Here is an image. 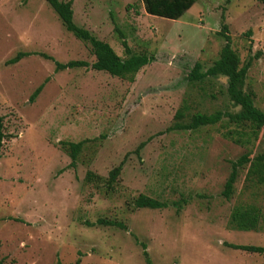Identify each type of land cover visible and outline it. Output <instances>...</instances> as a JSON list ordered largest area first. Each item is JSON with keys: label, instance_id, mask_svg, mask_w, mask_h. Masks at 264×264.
<instances>
[{"label": "rangeland", "instance_id": "obj_1", "mask_svg": "<svg viewBox=\"0 0 264 264\" xmlns=\"http://www.w3.org/2000/svg\"><path fill=\"white\" fill-rule=\"evenodd\" d=\"M70 1L73 23L119 57L122 37L152 59L131 82L84 66L55 70L53 61L91 63L87 43L44 0H0V260L148 264L142 243L149 264H264V254L228 246L264 247V181L246 180L245 164L230 197L221 195L231 160L264 154V125L231 138L221 134L233 128L220 127L225 116L172 127L195 112L238 108L225 78L185 79L194 62L203 70L216 59L222 24L240 63L251 58L243 89L264 112V0H196L177 19L145 13L141 0ZM77 141L72 161L62 143ZM139 194L165 205L136 208ZM236 204L259 209L258 229L230 226Z\"/></svg>", "mask_w": 264, "mask_h": 264}, {"label": "trees", "instance_id": "obj_2", "mask_svg": "<svg viewBox=\"0 0 264 264\" xmlns=\"http://www.w3.org/2000/svg\"><path fill=\"white\" fill-rule=\"evenodd\" d=\"M52 11L58 17L60 23L64 29L70 32L75 38L87 43L89 50L94 57L91 63L84 60H69L64 63L53 61L54 69L61 70L64 68H72L77 66L90 67L96 71H103L110 76L118 78H124L128 81H132L134 74L140 67L151 61V56H147L145 53H132L126 46L125 40L120 39V43L124 47L125 57H119L108 43L97 39L87 29L78 26L72 21V9L70 0H44ZM196 0H141L143 10L145 13L157 17H163L166 19H177L182 13L187 10ZM219 34L223 37V44L221 45L218 55L212 63L205 69H201L199 62H194L192 67L185 75V79L190 82L201 81L206 77H223L225 78V92L233 106H237V110L234 112H223L216 110L212 113L195 112L190 115L187 122H175L172 127H176L183 130H195L198 127L213 125L219 122L223 116L226 117L225 121L220 123V127L226 125H232L233 128H226L221 134L224 137L231 138L234 133L247 134V132L256 136L258 130L264 125V112L259 110L253 104L252 93L243 88L245 75L250 65V59L240 63L237 53L230 46L229 36L225 34L226 26L221 25ZM120 34V33H119ZM259 53V51L257 52ZM254 54L253 57H257L258 54ZM23 53H18L10 59V62L17 61ZM45 58H49L45 54H41ZM39 91V86L35 88L32 96ZM183 113L181 110H176L174 117L176 119L182 118ZM238 128L239 132H237ZM247 130V131H246ZM4 137L2 131V124L0 118V145ZM236 141V140H235ZM82 141L77 142H63L62 148L68 153L73 161L79 152ZM230 171L227 178L223 183L221 195L224 198H229L233 192V183L237 176L238 169L247 164L245 172V179L254 183H261L264 181V154H258L254 157H250L248 152L240 154L236 159L231 160ZM119 171V165L110 169L107 173L106 185L109 186L116 178ZM89 175V173H88ZM136 208H159L165 204L158 202L154 198L146 195L139 194L133 201ZM175 204H178L175 203ZM259 215L260 211L257 207L250 204H236L233 206L229 224L232 228L238 230H255L259 227ZM102 220H99V222ZM104 223V221H103ZM105 224L119 223L107 221ZM141 253L145 259V262L149 264L148 256L145 251L144 245L141 243ZM233 249H241L248 252L264 254V247L258 245H243V244H228ZM0 264L3 262L0 260ZM77 264V260L73 263Z\"/></svg>", "mask_w": 264, "mask_h": 264}]
</instances>
